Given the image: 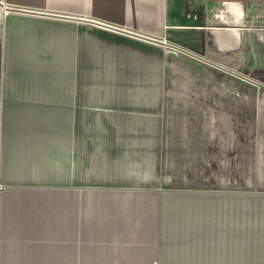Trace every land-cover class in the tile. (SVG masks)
I'll return each instance as SVG.
<instances>
[{
	"label": "crops",
	"instance_id": "obj_1",
	"mask_svg": "<svg viewBox=\"0 0 264 264\" xmlns=\"http://www.w3.org/2000/svg\"><path fill=\"white\" fill-rule=\"evenodd\" d=\"M1 31L0 264H264V0H0Z\"/></svg>",
	"mask_w": 264,
	"mask_h": 264
},
{
	"label": "rangeland",
	"instance_id": "obj_2",
	"mask_svg": "<svg viewBox=\"0 0 264 264\" xmlns=\"http://www.w3.org/2000/svg\"><path fill=\"white\" fill-rule=\"evenodd\" d=\"M2 31L0 32V41L2 40ZM1 43V42H0ZM264 87V85H263ZM259 150H258V156H259V168H260V173L263 175L260 177V185H259V192H264V130H260V135H259ZM253 146V145H251ZM254 148V146H253ZM248 154V153H247ZM246 155V154H244ZM249 156H254L253 154H248ZM246 187V186H245ZM262 244H264V241H262Z\"/></svg>",
	"mask_w": 264,
	"mask_h": 264
},
{
	"label": "water",
	"instance_id": "obj_3",
	"mask_svg": "<svg viewBox=\"0 0 264 264\" xmlns=\"http://www.w3.org/2000/svg\"><path fill=\"white\" fill-rule=\"evenodd\" d=\"M175 47H178V46H175ZM259 85L263 86L262 84H259Z\"/></svg>",
	"mask_w": 264,
	"mask_h": 264
}]
</instances>
